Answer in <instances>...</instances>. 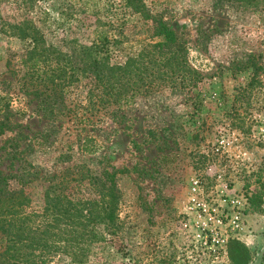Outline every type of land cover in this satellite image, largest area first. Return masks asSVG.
<instances>
[{
    "label": "rangeland",
    "instance_id": "obj_1",
    "mask_svg": "<svg viewBox=\"0 0 264 264\" xmlns=\"http://www.w3.org/2000/svg\"><path fill=\"white\" fill-rule=\"evenodd\" d=\"M62 2L71 3L77 27L101 25L133 49L152 38L153 18L163 19L198 78L190 89L169 82L136 94L116 115L99 112L87 126L42 111L32 95L14 98L9 129L0 134V175L11 190L25 182L26 211L43 205L46 184L36 174L66 175L73 164L98 173L114 169L120 230L92 247L89 264H230L231 240L250 250L249 264H264V0H142L151 18L133 14L125 0H40L39 7L54 16L49 6ZM39 7L3 2L0 16L38 24ZM47 39L60 45V35L47 32ZM21 45L0 34L1 97L20 87L21 76L5 64L18 59ZM78 93L71 99L79 100ZM85 137L95 139L90 154L80 150ZM219 137L228 143L222 152L215 150ZM217 175L248 202L243 230L219 255L184 227L193 220L190 181L198 177L210 194ZM50 251L45 264H73L64 243Z\"/></svg>",
    "mask_w": 264,
    "mask_h": 264
},
{
    "label": "trees",
    "instance_id": "obj_2",
    "mask_svg": "<svg viewBox=\"0 0 264 264\" xmlns=\"http://www.w3.org/2000/svg\"><path fill=\"white\" fill-rule=\"evenodd\" d=\"M12 1L0 0V4ZM16 1L24 6H40V0ZM141 3L142 0H125L133 14L151 18ZM49 8L54 16L39 7L43 12L39 25L35 20L11 22L0 16V34L22 44L18 59L12 56L5 64L7 70L21 77H17V90L0 96V134L9 129L8 115L14 98L32 95L42 111L87 126L99 112L111 110L116 115L136 94L150 93L169 82L180 90L196 85L198 74L188 65L185 48L163 19L154 17L152 38L134 43L139 47L133 49L131 43L116 38L101 25L77 27L69 2ZM80 29L84 31L77 33ZM47 32L60 35V45L65 48L48 41ZM43 67L46 71H41ZM76 91L79 100H72ZM94 141L85 137L80 143L81 152H94ZM66 147L68 151L72 149V145ZM65 171L67 176L62 172L47 177L36 174L37 181L46 184L38 212L26 211L25 182L11 190L0 175V264H45L50 250L63 243L73 264H89L92 247L117 235L121 225L117 215L118 171L98 173L75 164ZM68 172L76 177L67 178ZM53 179L56 185L50 184ZM84 185L87 187L83 191ZM228 255L230 264L251 262L250 250L239 241L229 242Z\"/></svg>",
    "mask_w": 264,
    "mask_h": 264
},
{
    "label": "built area",
    "instance_id": "obj_3",
    "mask_svg": "<svg viewBox=\"0 0 264 264\" xmlns=\"http://www.w3.org/2000/svg\"><path fill=\"white\" fill-rule=\"evenodd\" d=\"M215 146L217 152H222L228 143L224 137H219ZM209 190L210 194L198 177L190 181L193 220L186 222L184 227L190 225L194 238L219 255L220 249L226 248L228 240L237 238L243 230L248 202L242 193L230 187L223 175L216 176L215 184Z\"/></svg>",
    "mask_w": 264,
    "mask_h": 264
}]
</instances>
